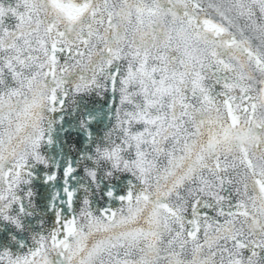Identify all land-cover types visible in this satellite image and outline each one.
<instances>
[{
  "label": "snow or ice",
  "instance_id": "snow-or-ice-1",
  "mask_svg": "<svg viewBox=\"0 0 264 264\" xmlns=\"http://www.w3.org/2000/svg\"><path fill=\"white\" fill-rule=\"evenodd\" d=\"M66 116L87 139L53 220L0 264H264V0H0V221L17 231L34 170L60 175L44 149Z\"/></svg>",
  "mask_w": 264,
  "mask_h": 264
},
{
  "label": "water",
  "instance_id": "water-1",
  "mask_svg": "<svg viewBox=\"0 0 264 264\" xmlns=\"http://www.w3.org/2000/svg\"><path fill=\"white\" fill-rule=\"evenodd\" d=\"M97 112L103 113V115L97 117L90 128L92 132L100 136L103 130L108 125L107 120V100H94L86 114L95 115ZM78 116L69 117L66 116L63 125L57 127L55 138L57 143L52 147L45 146V151L49 155L53 164L58 163L60 165V175L55 183L45 184L44 173L52 171L53 169H43L38 167L35 169L36 179L33 181L32 189L36 193L34 201L36 208L33 210L34 215L26 217L24 219L25 228L23 231H17L13 226L0 221V247L8 246L13 251L19 249V244L31 245L30 234L38 230V222L40 220H46L47 223H51L53 220L52 214L48 211V204L52 198L54 192H61L63 189V176L62 170L66 165L69 158L72 159L75 166L76 160L79 156V150L83 148L86 142V136L84 132L78 127ZM75 146L76 150H73ZM79 174V173H78ZM77 174V175H78ZM123 180L117 185V190L122 194ZM76 182H73L75 186ZM107 203V198L98 203V207H102ZM115 206L118 202L113 201ZM15 237V240H13ZM21 251L26 249H19Z\"/></svg>",
  "mask_w": 264,
  "mask_h": 264
}]
</instances>
